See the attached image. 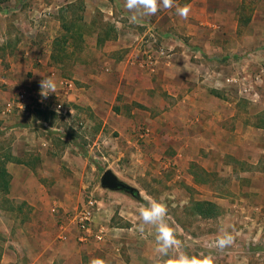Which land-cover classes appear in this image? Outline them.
I'll list each match as a JSON object with an SVG mask.
<instances>
[{"label": "rangeland", "instance_id": "374dc122", "mask_svg": "<svg viewBox=\"0 0 264 264\" xmlns=\"http://www.w3.org/2000/svg\"><path fill=\"white\" fill-rule=\"evenodd\" d=\"M193 1L181 0L178 6H188ZM204 3L196 0L192 6L201 16L196 22L190 20L191 15L189 20L179 17L175 7L161 9L143 20L162 23L158 18L167 12L162 21L178 24L174 25L175 30L188 31V26L194 24L199 28L205 17ZM15 4L0 0V12L16 9ZM44 4L52 5L49 8L60 21L58 36L68 34L70 40L66 48L54 45L50 58L48 51L36 50L41 59L34 56L29 63L25 61L26 50L19 48L23 37L20 38L11 15L0 14V74L4 78H11L13 72L20 74L19 86L24 88L33 77L36 83L51 78L58 93L43 103L33 96L32 100L19 98L1 115L0 121L18 118L17 121L23 122H17L20 125L17 131L3 128L0 122V171L12 164V170L28 168L31 172L26 187L19 181L12 184L14 194L9 189L4 191L9 188L12 176L9 173L5 179L0 176V251L4 252L0 264H177L182 256L193 259V264L206 258L211 259V264H234L237 246L242 247L240 255L257 256L258 252H264L263 239L255 241L243 235L244 239L234 240L242 231L240 226L247 232L248 223L257 214L264 221V209L238 210L231 206L230 199H236L240 182L235 170L236 157L224 155L222 162L221 146L214 143V137H209L214 129L203 134L204 127L209 128L208 119H213L212 126L218 127L215 129L218 140L219 112L231 116L227 120L229 125L235 124L238 118L232 116V107L225 106L235 101H239L242 120L264 126V81L251 83L240 73L241 80L226 81L236 71L245 74L247 69L252 70V60L248 58L251 50L242 48V54L238 55L236 38L228 40L220 31L178 30L167 37L158 36L154 29L149 33L151 23L132 22L124 15V0H51ZM206 4L215 11L223 7L216 0H208ZM22 5L24 10L31 11L35 1ZM60 5L65 9L61 16ZM256 6L254 0H246L238 10V18H230L228 25L234 26L233 31L237 19L240 26L251 21ZM210 19L226 31L220 17ZM143 35L146 41L143 53L152 54L155 63L159 59L158 64L166 62L165 58L177 63V77L173 72L159 74L152 68H148L150 73L146 77L133 66L131 72L128 69L125 72L124 65L118 69L130 49L110 50L111 43L119 37L138 43ZM160 46L166 55H155ZM163 66L171 68V64ZM67 80L73 81L76 89L60 90ZM247 87L260 89L259 102L239 91ZM0 91L5 98L7 94L10 96L15 91L12 81L0 80ZM4 96L0 98L2 111L7 104ZM58 104L63 105L62 110H58ZM209 108L213 111L207 115ZM227 149L243 152L242 146L235 143ZM11 155L18 158L10 162ZM107 170L135 187L137 195L104 188L102 176ZM34 188L38 193L35 194ZM115 192L121 197L114 196ZM144 197L162 200L168 207L167 221L175 229L179 245L167 257L156 254L154 228L145 226L143 232L139 231V209L147 204ZM89 200L95 202V209L102 208L94 228H106L105 243L92 238L80 240L82 231L73 218ZM205 202L217 208L204 209ZM12 216L18 220L14 222ZM62 224L68 228L65 240L61 237ZM257 228L259 225L250 231H258ZM224 234H230L233 242L220 248L217 240ZM107 249L109 255L105 253ZM145 251L150 255H143Z\"/></svg>", "mask_w": 264, "mask_h": 264}, {"label": "crops", "instance_id": "0c3cea01", "mask_svg": "<svg viewBox=\"0 0 264 264\" xmlns=\"http://www.w3.org/2000/svg\"><path fill=\"white\" fill-rule=\"evenodd\" d=\"M13 3H17L14 5V8L16 9H12V10H4L3 12L5 13L6 16H10L12 17V23L15 25L16 30L20 33V38H21V42L19 43V48H22L24 50H26V62H30V60L32 58L38 60L41 59L40 56H38L36 54V50H38L39 52L46 50L49 53V58L51 56V49L52 47L56 44L57 40L60 38V36H58V32L60 30V21L57 20L56 17H54L55 14H53V10L50 9L49 6L47 4L48 7H45L46 4H44V2L48 3L51 0H34L35 1V6L33 7V10L31 11H26L24 10V8H22V3L25 1H29V0H11ZM53 1H59V0H53ZM75 0H73L74 2ZM87 1V0H86ZM181 0H177L175 5L178 6V4L180 3ZM204 9H203V13L205 15L204 19H202L201 24L203 26H199V28H196L195 24L192 26H188V31L187 28H178V29H174V25H178V24H171V23H164L162 21L164 15L167 14V12L164 13L163 16H160L158 18V20L161 18V22L162 23H158L159 21L155 22H151L148 20H143L140 19L139 22L140 24H147L149 25V23H151L152 25L149 27V29L147 30L149 33L154 29L153 32L157 33L158 36L160 37H167L168 34H171V36L174 34L175 31H185L188 33H195L196 30H201L203 32H210V31H220L223 34H226L225 37H228L227 39L229 40L230 37L233 36V38H236V42H238V45L236 47L237 49V54L241 55L242 52L240 51L242 48H249V50H251V53L248 54V58L252 60V70H248L245 74H242L241 72L236 71L237 74H232L230 76H227L228 78H226L227 83H235L239 80H241L240 76L238 75L239 73L241 74V76H243V78L250 80L251 83L256 81H264V0H254L255 3L257 4V6L255 7V9L253 10L252 14H251V21L245 25V26H240L239 25V21L237 19V21H235V30L233 31L232 28H234V26H230L228 25L230 22V18H234L237 17L238 18V10L241 9V7L244 5V3L246 2V0H216L218 3L220 2V4L223 7H219L217 11H215L214 9L211 10L208 8V5L206 4V1L208 0H204ZM62 2H64V0H62ZM61 4V3H60ZM64 4V3H63ZM68 4V3H67ZM196 5V0L193 1L190 5H188L189 8H192V10L189 12L188 15V20H189V16L191 15L190 20L192 22H196L198 16L197 12L195 11L194 7ZM38 6H40V8H37ZM58 7L60 8V16L62 15V13H64L65 9H63V5H60ZM125 9V8H124ZM126 10V9H125ZM163 10V9H162ZM3 12H0V14L2 15ZM109 13V11H108ZM110 14H114L113 11H111ZM172 14V13H170ZM174 14V13H173ZM126 17H131L132 13H130L129 11H125L124 14ZM218 16L220 17L221 21L224 22L227 26V29H231L229 31L232 32H228V30L225 28H223L221 25H216L215 22H212L213 20L210 19V17L212 16ZM39 17H43L40 20H36V18ZM54 17V18H53ZM201 17V16H200ZM62 18H65V16H63ZM227 18V19H226ZM31 19L33 20V22L31 21ZM115 19V17L113 18ZM226 19V21L224 20ZM164 20V19H163ZM175 20V19H173ZM167 21V18H166ZM66 21L63 20V25L65 27V23ZM223 23V24H224ZM55 24V25H54ZM48 25V26H47ZM55 27V28H54ZM126 28H128V26L125 25ZM178 27V26H177ZM66 28V27H65ZM45 29H47V31H45ZM156 29V30H155ZM220 29V30H218ZM222 30V31H221ZM2 31V29L0 28V32ZM31 32V34L29 35V32ZM35 31V32H34ZM41 31H45V32H41ZM67 31V29H66ZM124 31V29H123ZM68 32V31H67ZM147 32V33H148ZM35 33V34H34ZM155 33H153L155 35ZM160 33V34H159ZM25 34V36H24ZM20 41V40H19ZM145 36H141L140 40L137 42L135 41H127L126 39H122L121 37H119L116 41H114L113 43H111V45L109 46L110 50H114L116 51L119 47H124V48H129L130 49V53L128 58H125V61L120 63V67H118V69L122 68V65H124L123 70L126 72V69H128V71H132V66L134 68H139L138 72L140 75L142 76H147L150 72L148 68H152L153 70L157 71V73L159 74H163V73H172V75L176 76L178 74L177 71L179 72L178 69V65L177 63H173V61L169 62L168 59H164L166 62L162 63V64H158L159 63V59L156 60V63L152 60L153 55L152 54H147L148 52L145 51V53H143V48H146L145 46ZM207 46L208 43L206 44ZM174 46V45H173ZM229 47H231L230 45H228ZM211 47V46H209ZM233 47H235V45H233ZM212 48V47H211ZM31 49V51H30ZM160 50V51H159ZM246 52L243 53V55H245ZM155 55H161L164 56L166 55V51L165 49L160 46V48L158 49V51H156ZM32 56V57H31ZM158 58V57H157ZM261 58V59H260ZM260 59V64L257 62V60ZM1 61V59H0ZM152 63L156 64L157 66L154 68L152 67ZM169 65L171 64V68H167L165 66H163V64ZM256 63V65H255ZM177 65V66H176ZM13 69H11L10 71H12ZM123 72V73H125ZM141 76V77H142ZM10 77L11 78H4L2 76V74H0V80L2 81V83H7L9 81H12V86L15 87V91L14 92H10L8 96H5L1 93L0 91V98L2 96H4V98L6 99V106L5 108H3V111L0 110V119H1V115L4 114L5 109L11 108L15 105L16 101H18L17 99H22L23 101L25 99H27V97L29 99H31L30 97H34L36 99H38L40 101V103H43L44 100H49L51 101V99L55 98V92L54 93H50L46 98L41 96V82L40 83H36L37 80L35 77H33L32 79H29L26 81L27 86L24 88V86H19V82H20V74L18 75V73H10ZM249 78V79H248ZM63 84V82H62ZM64 86L62 88H59L60 90L62 89H68L73 91L74 89H76L75 87V83L73 81H66V85L65 83L63 84ZM252 86V85H251ZM66 87V88H65ZM250 87L244 88L243 90L239 89V91H241L242 95H250L252 100L255 102V100H257V102H259V98L260 97V89H249ZM66 89V90H67ZM195 90H192L191 93H194ZM56 94L57 93V88H56ZM248 96V97H250ZM32 100V99H31ZM58 100V99H57ZM21 102V101H20ZM239 101H235V102H229L226 103L225 106L228 105L231 106L233 112L231 113L232 116H236L238 118V120L235 122L234 125H229L227 123L228 118H230L231 116H228L227 114H222L221 112H219L221 114V117H219V121H220V128L218 132H221L220 136L218 137V140L216 141L215 136L217 134L216 132V128L217 125L212 126L213 119H208V124H209V128L207 126H205V130L203 132L204 135H207L208 133H210L213 129L214 132L209 134V137L213 139L214 137V143H217L221 146L220 149V159L223 162L224 161V155L231 154L234 155L236 157V162H237V166L235 168V170L237 171V175L239 178V185H238V189L235 191L236 193V199H230L231 201V206L233 208L236 209H241V210H262L264 209V126H260L259 123L258 124H254L252 121H244L241 118L242 115V111L241 108L238 104ZM45 104V103H44ZM43 104V107H45V105ZM2 105V102L0 101V106ZM55 107L57 106V103L54 104ZM260 107V106H259ZM262 108V107H261ZM0 109H2L0 107ZM213 109V108H212ZM263 111H264V105H263ZM210 111V112H209ZM213 110H210V108L207 110V112H205V114L209 115L208 113H211ZM218 111H223L222 109H218ZM2 112V113H1ZM67 112V110H65V113ZM197 113V112H195ZM216 114V113H215ZM213 115V117L215 118L216 115ZM204 115V114H203ZM202 115V116H203ZM18 118L16 119H5L0 121L2 122V127L6 128V129H10L11 131H17V128H20V125L17 124V122H23V121H17ZM216 119V118H215ZM215 121V120H214ZM174 125V124H173ZM173 127V126H172ZM2 128V129H3ZM194 132L195 131V135L197 134L196 130L191 129L190 132ZM210 131V132H209ZM174 138V136L172 137ZM188 139L191 138V135H189V137H187ZM208 142H210V140H208ZM232 143H235L237 145H241L242 146V150L243 152H232V150H228L227 146L231 145ZM227 149V150H224ZM15 154V153H13ZM18 158V156H13L11 155V157L8 158V160H10V162H12L13 159ZM228 160V159H226ZM220 161V160H219ZM10 164V163H9ZM12 165V164H11ZM11 165H9L7 170L4 171H0V176L2 177V179L7 178L8 173L10 174V177L12 176V179L9 181L8 183V187L7 190H4L6 192H9V190H11V194L12 190H13V186L12 184H14V182L19 181V183L25 186V182L26 181H30L29 179H27L28 174L31 172L28 168H25L24 170H12ZM22 171L23 174H19L18 173ZM210 171V169H209ZM23 175V176H22ZM243 180V181H242ZM30 183V182H29ZM241 183V185H240ZM11 186V188H10ZM1 187V185H0ZM9 189V190H8ZM1 190V189H0ZM112 191H122V190H112ZM2 192V190H1ZM34 192L35 194L38 193V191L34 188ZM116 194H113L114 196H118L121 197V194H117L119 192H115ZM130 193V192H128ZM133 196H136L132 193H130ZM14 197V195H13ZM15 198V197H14ZM100 204V203H99ZM218 205V204H217ZM101 206V205H100ZM0 209H2L0 207ZM97 211L95 212L98 214L97 216L94 217L93 223L96 226L97 225V221L98 218L100 217L102 208L98 207L96 209ZM14 218L13 221L16 222L18 219L15 216H12ZM259 219V220H258ZM13 222V223H14ZM73 223V221H72ZM256 225H259V228H257L258 231H253L251 232L250 230H252L251 228L255 227ZM247 227H250L249 230L247 232H245V230H243V226H240V230H242L241 232H238V236H236V239H242L243 235H246V239H253L255 241H261L262 239L264 240V230H262V228H264V221L262 219H260L259 214L256 215V219H254L252 221V223H248ZM260 227H261V231H260ZM62 228V234L61 237L65 240L67 239L66 237V233H67V226L66 224H62L61 225ZM101 228H104L106 230V228L103 226ZM246 233V234H245ZM106 233L104 235V240L102 241H98L93 237H90L92 239H94L96 242L99 243H105L106 241ZM244 239V238H243ZM80 240L81 237H80ZM103 249V248H101ZM106 255H109V251L108 249L105 250ZM239 253H243L242 247L239 249V247H236V250H234V257H235V263L234 264H264V252H258L257 256L252 255V256H246V255H240ZM157 254V252H156ZM143 255H146V257L148 255H150V252L145 251V253ZM4 257V252L3 250L0 251V262L2 261L3 263V258ZM249 259V260H247ZM56 262V259L53 260V263Z\"/></svg>", "mask_w": 264, "mask_h": 264}, {"label": "clouds", "instance_id": "9594fccd", "mask_svg": "<svg viewBox=\"0 0 264 264\" xmlns=\"http://www.w3.org/2000/svg\"><path fill=\"white\" fill-rule=\"evenodd\" d=\"M124 7L132 13L130 20L137 22L145 17L155 16L161 9H172L175 7L176 14L184 19L188 18L190 8L188 6H176L175 0H124ZM56 93V84L51 78H44L41 81V96L46 98L50 93ZM147 204L139 209L140 228L143 232L145 226L155 229L156 252L162 256H169L170 252L178 245L175 229L168 223V207L162 200L149 199ZM233 237L230 234H224L217 240V246L224 248L230 246ZM167 264V262H165ZM177 264H193V259L182 256L177 260ZM199 264H211V259L206 258Z\"/></svg>", "mask_w": 264, "mask_h": 264}, {"label": "built area", "instance_id": "2783aa9c", "mask_svg": "<svg viewBox=\"0 0 264 264\" xmlns=\"http://www.w3.org/2000/svg\"><path fill=\"white\" fill-rule=\"evenodd\" d=\"M63 105L58 104V110H62ZM95 202L89 200L82 208L76 213L73 221L77 224L78 228L82 231V241H87L90 237L95 238L98 241L104 240L106 230L100 228L96 230L94 228V217H95Z\"/></svg>", "mask_w": 264, "mask_h": 264}, {"label": "water", "instance_id": "95a60500", "mask_svg": "<svg viewBox=\"0 0 264 264\" xmlns=\"http://www.w3.org/2000/svg\"><path fill=\"white\" fill-rule=\"evenodd\" d=\"M102 185L106 189L124 190L134 195H137V193L139 192L135 187L120 180L112 170H107L104 172L102 176Z\"/></svg>", "mask_w": 264, "mask_h": 264}, {"label": "trees", "instance_id": "16d2710c", "mask_svg": "<svg viewBox=\"0 0 264 264\" xmlns=\"http://www.w3.org/2000/svg\"><path fill=\"white\" fill-rule=\"evenodd\" d=\"M67 30H70V28H67ZM69 40H70V37L68 36V34H65L64 36H61L58 40H57V42H56V44H55V47L57 48L58 47V49L59 48H66V45H67V43L69 42ZM4 171V170H3ZM199 203V202H198ZM205 207H207L208 209L209 208H212V209H215V208H217V206L215 205V204H213V203H203V208L204 209H206Z\"/></svg>", "mask_w": 264, "mask_h": 264}]
</instances>
